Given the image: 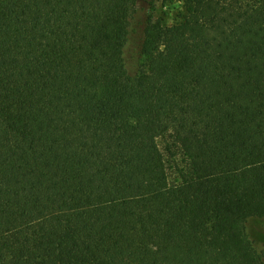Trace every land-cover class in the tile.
Returning a JSON list of instances; mask_svg holds the SVG:
<instances>
[{
	"label": "trees",
	"instance_id": "16d2710c",
	"mask_svg": "<svg viewBox=\"0 0 264 264\" xmlns=\"http://www.w3.org/2000/svg\"><path fill=\"white\" fill-rule=\"evenodd\" d=\"M140 1L0 0V264H264V0Z\"/></svg>",
	"mask_w": 264,
	"mask_h": 264
},
{
	"label": "rangeland",
	"instance_id": "374dc122",
	"mask_svg": "<svg viewBox=\"0 0 264 264\" xmlns=\"http://www.w3.org/2000/svg\"><path fill=\"white\" fill-rule=\"evenodd\" d=\"M154 5H155V12L154 13L164 15L167 22H171L177 13V5L176 4H175V6L169 5V7H162L159 2H155ZM149 9H151V6H150L148 0H142V1H140L139 5H138L137 13H138V15L141 16L144 13H146L147 11H149Z\"/></svg>",
	"mask_w": 264,
	"mask_h": 264
}]
</instances>
